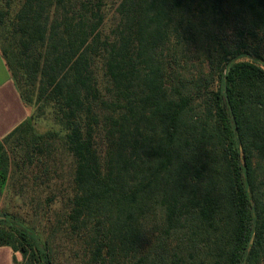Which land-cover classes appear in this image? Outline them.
<instances>
[{
	"label": "trees",
	"instance_id": "trees-1",
	"mask_svg": "<svg viewBox=\"0 0 264 264\" xmlns=\"http://www.w3.org/2000/svg\"><path fill=\"white\" fill-rule=\"evenodd\" d=\"M0 44L15 264H264V0H0Z\"/></svg>",
	"mask_w": 264,
	"mask_h": 264
},
{
	"label": "crops",
	"instance_id": "crops-1",
	"mask_svg": "<svg viewBox=\"0 0 264 264\" xmlns=\"http://www.w3.org/2000/svg\"><path fill=\"white\" fill-rule=\"evenodd\" d=\"M30 107L24 102L12 76L0 44V144L29 116ZM23 262V256L9 246L0 247V264Z\"/></svg>",
	"mask_w": 264,
	"mask_h": 264
},
{
	"label": "rangeland",
	"instance_id": "rangeland-1",
	"mask_svg": "<svg viewBox=\"0 0 264 264\" xmlns=\"http://www.w3.org/2000/svg\"><path fill=\"white\" fill-rule=\"evenodd\" d=\"M196 59V58H195ZM30 113H33V107H30ZM30 114V116H31ZM29 116V117H30ZM47 122H41L37 125V131L38 132H45L47 129ZM14 144L8 143V145H5V149L9 155L10 158H12V149L14 148ZM10 171H12V165L10 168ZM10 180L8 183V187L2 191H0V214L3 213L4 210L10 211V212H21L23 215H27V212L32 211L30 210V198H31V192L26 190L25 192L22 190L21 185L25 182V179H23V176L21 175H15V177H12V172L9 173ZM32 217V216H31Z\"/></svg>",
	"mask_w": 264,
	"mask_h": 264
}]
</instances>
